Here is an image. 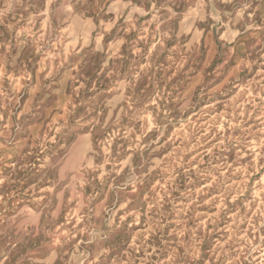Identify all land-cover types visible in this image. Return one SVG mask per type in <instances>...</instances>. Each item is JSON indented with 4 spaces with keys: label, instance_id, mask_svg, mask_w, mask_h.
Wrapping results in <instances>:
<instances>
[{
    "label": "rangeland",
    "instance_id": "374dc122",
    "mask_svg": "<svg viewBox=\"0 0 264 264\" xmlns=\"http://www.w3.org/2000/svg\"><path fill=\"white\" fill-rule=\"evenodd\" d=\"M0 264H264V0H0Z\"/></svg>",
    "mask_w": 264,
    "mask_h": 264
}]
</instances>
